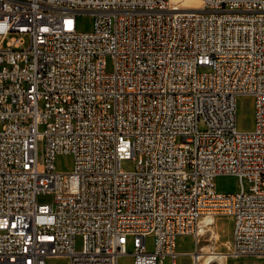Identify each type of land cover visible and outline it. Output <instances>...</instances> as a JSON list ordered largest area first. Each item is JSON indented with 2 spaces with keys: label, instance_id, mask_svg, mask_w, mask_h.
<instances>
[{
  "label": "built area",
  "instance_id": "1",
  "mask_svg": "<svg viewBox=\"0 0 264 264\" xmlns=\"http://www.w3.org/2000/svg\"><path fill=\"white\" fill-rule=\"evenodd\" d=\"M200 1L0 0V264H177L218 214L264 254V0Z\"/></svg>",
  "mask_w": 264,
  "mask_h": 264
},
{
  "label": "rangeland",
  "instance_id": "2",
  "mask_svg": "<svg viewBox=\"0 0 264 264\" xmlns=\"http://www.w3.org/2000/svg\"><path fill=\"white\" fill-rule=\"evenodd\" d=\"M92 18L89 14H80L77 17V27L80 30H88L91 27ZM238 122L241 128L248 129L252 124V108L251 100L248 97H240L238 99ZM56 165L58 169L69 170L72 167V157L70 155H60L56 158ZM121 168L129 171L135 168V160L133 158L123 159L120 164ZM215 186L219 191L234 192L238 189L237 179L231 175H219L214 180ZM39 202H49L51 200L48 195L38 196ZM201 234H187L183 235L184 240L180 241L177 247L179 252L177 257V264H191L192 258L189 254L192 251H201L204 253L217 251L227 255L231 251V233H232V219L226 214H218L214 220L203 227ZM77 246L80 245V238H77ZM147 247L151 248V238H147ZM132 246L127 245V253L118 257V264H132L133 256L131 254ZM243 256H224L221 259L208 261L205 254L201 256L197 264H230L232 258ZM46 264H68V258L65 256H52L47 259ZM164 264H169L166 259Z\"/></svg>",
  "mask_w": 264,
  "mask_h": 264
},
{
  "label": "bare ground",
  "instance_id": "3",
  "mask_svg": "<svg viewBox=\"0 0 264 264\" xmlns=\"http://www.w3.org/2000/svg\"><path fill=\"white\" fill-rule=\"evenodd\" d=\"M190 4H192V6H194V8H201V1L200 0H189ZM214 220V217H203L200 219L199 221V224H198V230L196 232V235L198 234H201L203 227L209 223H211L212 221ZM205 254V256L207 257L208 261H214L216 259H221L223 258L224 256H227L225 255V253H222V252H217V251H210V252H207V253H204V252H201V251H193V258H194V261H197L201 256H203Z\"/></svg>",
  "mask_w": 264,
  "mask_h": 264
},
{
  "label": "crops",
  "instance_id": "4",
  "mask_svg": "<svg viewBox=\"0 0 264 264\" xmlns=\"http://www.w3.org/2000/svg\"><path fill=\"white\" fill-rule=\"evenodd\" d=\"M185 237L179 236L176 242V249L180 245V241ZM230 264H264V254L248 255L244 257L232 258Z\"/></svg>",
  "mask_w": 264,
  "mask_h": 264
}]
</instances>
